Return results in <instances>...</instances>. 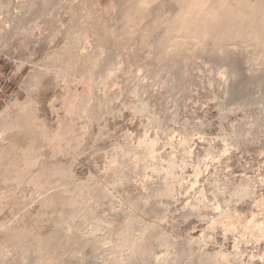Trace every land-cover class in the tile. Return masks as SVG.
<instances>
[{
	"label": "rangeland",
	"instance_id": "obj_1",
	"mask_svg": "<svg viewBox=\"0 0 264 264\" xmlns=\"http://www.w3.org/2000/svg\"><path fill=\"white\" fill-rule=\"evenodd\" d=\"M41 1L43 3L45 0ZM56 1L58 6L52 10V13L50 14L51 17L47 16V18L45 16V18H42L43 21L41 20L43 26L41 25L42 32L39 33V36L38 30L34 31L37 33H34L35 35L31 38L30 36L17 35L14 36L13 39L5 41L0 47V112L9 105L8 103H10L13 98L17 99L20 103L25 102L29 93L31 96L33 95L32 98L37 102L36 107L39 109L35 113V123L33 122L32 125L35 129L41 126L48 127L52 132L59 129L58 125H60V122L66 123L65 121H67L65 120L66 117H64L65 112H63L62 100L65 93L68 91V87L71 94L81 93L84 90V80L80 76L83 70L82 67H80L77 73L75 72L73 74V77L71 75L70 79L72 82L68 87L65 86L61 77L58 79L57 76L55 77L56 74L53 73L52 75L42 77V82L40 80L41 84L38 83V86L40 85L38 88L36 84L39 82L37 81L40 77L39 71L41 72V70L45 68L44 62L47 60L44 56H46L47 53L50 54L54 51L63 49L66 31L70 28L68 26L72 23V26H77L84 17H87L89 14H92L91 16L95 19L103 18L108 20L114 15V3L122 5L124 10H127L128 7L130 8L134 3V0H84L85 2L83 0ZM79 2H82V6ZM61 4L63 6H61ZM170 6L174 8L168 0H154L149 12L142 11L140 13V21L145 25H142L144 31L140 26V28L138 27L132 35H129L131 37H124L123 40H116L114 38H108L109 41L106 40L107 43H105V45L108 46L110 50L118 49L117 51H120L121 56L120 58L114 59L104 58L106 69L111 73V76L103 83H98L94 89L92 99L96 100L95 97H97V99L101 100L103 104V112H101V110L100 115L94 113L91 117H87L86 115L76 117L74 119V121L76 120V124L73 121L74 125H76L74 128L76 127L77 138L80 141L78 149L77 147L63 149L62 151L64 155L62 152H57V154L53 152V157L51 155L52 153H50L52 151L49 149L43 150L46 154L44 156V160L46 158L45 164L51 166L53 165L52 163H54L58 172H60L59 177L62 181L60 184H67L69 185V187L67 186L68 188H73L77 184L87 186L88 183L87 187L91 186L93 188L90 187L84 191V194L88 195L89 193L90 195L89 197L85 195V199L86 204L92 207V213L90 212L92 215L90 213H87L86 216L82 215L80 211L81 209L74 208V206L70 205V202L66 199L69 202L68 203L62 195L60 196V201L63 200V202L66 201V203L63 204L62 201L60 203L58 198V201L51 206L42 205L43 199L45 200L49 196L56 194V192L58 193L60 189L65 186H62L59 189H50V191L48 190L41 194L37 193L36 195L32 194L31 189L34 188L31 187L25 192L26 195L24 194L21 198V202H23V204L21 203L23 205L22 208L17 207L19 205L16 206L12 203L13 205H8L4 212L0 214V224L5 226L0 229V249L2 248L4 250L3 247L7 246L11 250L5 256L0 255V264H23V261L27 263L29 262L30 264H34L35 261L36 264L38 258L43 255L49 257L51 264H106V262H104L105 260H108L107 262L110 264L112 258L114 263L111 261V264H115V259L118 254L115 253L117 251L112 248L114 246L113 243L112 245L111 242L105 241V239L102 238L104 241L101 242V244L95 243V246L97 245V247L99 244L101 245L99 248H102L103 250H100L97 247V249L94 248V242L82 238L86 235L88 236L90 233L89 230L91 231L95 227L94 225H97L101 219H107L112 223L115 222L111 227L114 229L116 228V231L118 229V232H121L126 225L125 223H127L131 217L139 220L140 225L138 224L137 227L138 229L140 228V230H143L144 226L153 225L155 220L156 228L151 229L149 233L148 242L151 243L148 244L147 242L146 245L148 249H151L152 253L153 250L155 251V255L153 254L155 257H163L167 255L172 264H208L199 259L201 250H203L202 253L207 252L211 254H214L219 250L228 254L234 252L235 240H237L235 234H228L229 232L225 231L220 226L215 229L208 228V219L213 216L212 209H210L212 207L210 206L206 210L207 214L204 213L198 215L193 212L189 213L187 205L189 203H194L197 198L196 196H198V193H196L195 190L190 189L191 182L198 168L201 169L204 176H207L208 172L214 169L213 166H223L221 161H224L229 157L233 161H231L230 167L226 168L224 171L235 183L242 179L241 175L245 174V169H247V172L251 175H255L259 171L264 172V157L261 155V152L264 153V125L262 130L255 136V139L260 142V144L258 143L257 146L251 148V153L242 154L241 150H243V147L240 150L232 144L234 143V139H237L235 138V130L237 131L239 128H235L238 127L236 125H239L241 122H250V120L255 117V112L258 110L257 106L240 107L239 104L247 102L250 99L264 96V67H254V62H252V65L251 60L253 61V59L251 58V55L248 54H251L252 48L247 47V51L244 53L246 49L241 42L242 40H239L235 44L236 47H228L223 44L217 45L212 41L211 44L210 41L207 40L204 44V48L198 51H184L188 54L187 60L185 59L186 55L183 54L184 52L182 55H177L181 57L179 59H184L180 60L179 66L177 65L178 69L180 67L182 68H180L182 70L180 71V74V69L178 70L177 67L171 68L172 63H168L172 61L171 59L175 58H162L160 55V43L162 42L161 40L164 36L165 29L168 27L167 23L173 25L175 20L171 12L173 8L171 9ZM61 7L63 9H61ZM77 7L81 8L79 9ZM74 8L77 10L75 11ZM56 9L59 12H57ZM58 13L60 14L58 15ZM63 13H65V17ZM72 13H75V16H73ZM83 14L86 15L84 16ZM56 15H58L59 18H57L58 16ZM78 17L80 18V22L78 21ZM73 19L75 22L77 20V22L75 23ZM67 21L70 23L68 24ZM59 22H62L61 24L63 25L61 26ZM94 26L91 27V32ZM44 28H47V30L45 31ZM54 28H57L56 30L60 33H63L64 29L66 30L64 31V34L59 33L61 36H58L59 38L56 39V42L53 45L48 41V38L52 37L53 33L57 32ZM152 30L157 32L154 31L155 33H153ZM157 42L160 43L157 45ZM87 50H89V48H87ZM74 64L75 58H64V60L63 58H54L49 63L54 71L61 72L62 70V73H67V70H69L68 67L70 68ZM169 64L170 66H168ZM156 67L159 69L157 70ZM154 68L156 71H154ZM173 69L174 71H178L175 73L179 76L178 78L180 81L183 79V84L182 82L181 84L185 86V89L179 94L180 97L179 95H174V93L166 92L165 85L163 86L164 81L166 83L168 77L170 78L173 75ZM158 72L160 73L158 74ZM224 74L234 77V80L236 81V88L238 90L233 95L225 94ZM32 85L36 86L35 89ZM143 86H147L148 88H144ZM30 87L33 89V92L29 89ZM142 87L144 88L143 90H147L146 93L142 90ZM137 88L138 92H140L136 97L133 93L135 92L134 89ZM29 90H31V93ZM140 93L145 94L144 97L142 94V97L145 98L144 100L148 103L147 110L144 112L134 110L137 99L139 96L142 98ZM134 96L137 99L134 98ZM55 101L57 102L55 103ZM130 101H132V104ZM93 102L95 101H92V103ZM53 107L55 109L54 112L52 111ZM61 109L63 111H61ZM95 114L100 118L96 117L97 115ZM157 118L161 123L159 126L154 122ZM59 120L60 122L58 123ZM101 129L103 130V133H101ZM185 135L188 136L189 140L187 150L190 152L192 151V155L185 154L180 148L183 142L182 139ZM145 136H148V139L154 140L155 147L151 151L143 150V152L142 149L136 150V158L138 157V160H136L133 158L134 154L130 152L133 150L134 146L137 145L139 140L146 138ZM16 137L19 144L24 145L26 143L24 135H17ZM204 138L206 140H204ZM210 148H212V154L210 153L211 155H208L207 151ZM116 154H118L123 163L122 165H119L120 168H118L117 164L113 162V158ZM172 154L175 157L177 170L175 194L172 196L173 198L170 197L168 199L165 198L161 200V197H157L160 199V202L157 200L156 202L159 204L154 203V200L157 199L156 196L155 198L150 197L151 199H146V193L148 192L144 185H142L144 184V180L138 166L156 157L159 167L162 165L160 167L162 168L166 166V160V164H168V158H171ZM148 157L150 159H147ZM198 157L202 159L200 164H198ZM161 160L164 162L163 164H161ZM46 161H49V163ZM62 168L65 170L63 171L64 173L62 172ZM66 169L69 171L68 173ZM120 170H123L124 174L128 176L126 181L121 182L123 184L121 188L123 187V189L119 186L121 183H118L115 178V174L118 175ZM154 174H151V176L148 177L153 178L149 180L147 179V181H149L147 184L154 187L162 186L165 182L164 178H162V174ZM59 177H57L58 180ZM115 180L116 182H114ZM89 190H92L93 192H87ZM107 192L108 195L106 194ZM142 193L146 195H143ZM135 197L137 200L140 198L141 202L140 200H135ZM152 198L154 200H152ZM97 200H99V202ZM133 203L136 204V207L129 206L130 204L134 205ZM151 203H153V206H151ZM60 204L63 205V207ZM96 204H98V206ZM143 204L148 206L144 207L145 212L142 211L144 209ZM210 204L212 203H209V205ZM11 205L14 207V210H12L13 207ZM154 206L156 207L155 209L153 208ZM19 208L22 210L20 209L19 211ZM70 208L73 210H70ZM146 208H150V211H146L149 210ZM67 209L69 213L67 212ZM17 211L19 212L17 213ZM141 211L146 214L149 213L151 216L149 214V216L146 214L143 216L144 213ZM157 211L159 213L158 215ZM72 212L73 214H71ZM15 213L17 214L15 215ZM163 213L167 215L165 216ZM124 214L126 215L125 217ZM153 214H155V216ZM78 215L81 217L79 218ZM160 215H162L163 220L165 219L164 221L162 218H157L158 216L160 217ZM82 216L85 218L84 220L81 219ZM60 218L63 219L61 220ZM155 218L158 220L157 222ZM16 221L18 222V225H15L17 224ZM67 221L69 222L67 223ZM122 223L125 225H122ZM114 224H116V226ZM117 226H119V228ZM120 228L121 230H119ZM157 228L160 229L155 230ZM79 229L81 230V236L83 233L87 232L86 235L83 234L82 238L79 235H75L77 232L79 233ZM18 231L22 233L19 234ZM154 232L155 237L153 234ZM203 232H205V238L204 240H199ZM102 233L103 234L99 232V236H104L106 234L105 231ZM162 233L163 235L171 236V238L168 236L163 237ZM165 237L168 242H171L172 240V246H167L168 244ZM168 238L170 240H168ZM205 239L206 242H204ZM200 241H203L206 245L200 243ZM197 242H199V246L197 245ZM104 243L107 245L105 246ZM152 244L153 246L154 244L157 246L151 248ZM19 245L23 246V254L16 251L18 250L17 246ZM26 245L28 247H26ZM200 246L201 248H199ZM35 247L39 249H37L38 252H36ZM244 247L247 250L248 248H251H247L243 245L242 248ZM13 248L15 249L13 250ZM25 248L27 249L25 250ZM30 249L35 253L31 254ZM73 250H75V252ZM168 250L169 253L167 254ZM26 251L31 254V258L30 256L28 257L30 254H26ZM101 251H103V253H101ZM40 253L41 255H39ZM111 253H114L117 256L115 257L114 254L112 256ZM24 254L28 258L25 257ZM150 255L153 257L152 254ZM124 257L126 258L127 264H136L137 262V264H149L154 258L149 256L143 258L142 256L141 259H139V257L137 259L134 257L133 259V257H131L132 260L128 261V257L130 258V256L127 255L126 257L125 254ZM241 257V260H236L237 262L235 261V264L248 262L249 259L247 253H243V256ZM24 258L26 261L23 260ZM150 258L151 261H149Z\"/></svg>",
	"mask_w": 264,
	"mask_h": 264
},
{
	"label": "bare ground",
	"instance_id": "obj_2",
	"mask_svg": "<svg viewBox=\"0 0 264 264\" xmlns=\"http://www.w3.org/2000/svg\"><path fill=\"white\" fill-rule=\"evenodd\" d=\"M45 1L42 3L41 0H0V47L2 46V44L5 41H9V40L13 39L14 36H17V35H22V36H27V37L30 36V38H31L35 35L34 33H37L34 31L38 30L39 31L38 36H39V33L42 32V28H41V25H42L41 20L43 21L42 18L43 17L45 18V16L46 17L50 16V14L52 13V10L58 6L56 0H45ZM153 1L154 0H134V3L131 5L130 8L128 7L127 10H124L122 5L114 3L113 4L114 15L108 20H105L103 18L95 19L91 16L92 14L91 15L89 14V15H87V17H84V19L80 22L81 17L79 16L80 18L78 17L79 18L78 21L80 23L77 26H72L73 23L70 26H68L70 28L66 31V36L64 39L65 43H64L63 49H60L58 51H54L50 54L47 53V55L44 56L47 59L44 62L45 68L40 67V68H44L41 70V72L39 70H37V71H39L40 77L39 78L37 77L39 79L37 81H39V82L35 81V82H37V84L35 83L36 86H38V83H40V80L42 77L49 76V75H52L54 73V74H56L55 77L57 76L58 79L61 77L63 79L65 86L68 87V86H70V84L72 82L70 79L71 75L73 77L74 76L73 74L75 72L77 73V71L80 67H82V70H83V72L80 76L84 80L83 81L84 90L82 92L80 91L81 93L71 94L69 92L70 90L68 87V91L65 93L63 100L60 99L63 101V110H64L63 111L61 109V111L65 112L66 116L64 115V117H66L65 120H67V121H65L66 123H61L59 120L58 123L60 122V125H58L59 129L57 131L52 132L48 127L41 126L40 124L39 125L41 127H38L36 129L34 128V126L32 124L34 122V118H36L35 113L39 109H37V107H36L37 102H35L33 100L34 98H32L33 95L31 96V94H29V93H28V98L26 99L25 102L20 103L19 101H17V99L13 98L12 101L10 103H8L9 105L3 111L0 112V214H2L4 212V210L7 208V206L12 204V203L16 206L19 205L17 207L22 208L23 202H21L22 201L21 198L25 194V192L28 189H30L31 187L34 188V189H31L32 194L36 195L37 193L41 194L42 192H45L48 190L50 191V189H55V188L59 189L62 186H65V187L64 188L62 187V189H60V191L58 193L56 192V194H54V195L50 194L51 196L47 195L49 197L46 198L45 200L43 199L42 205L43 206H51L56 201H58V200L60 201V198H61L60 196L62 195L65 198V200L67 199L70 202V205L74 206V208L81 209L80 211H81L82 215L86 216L87 213H90V212L92 213V207L88 206L86 204L85 195H87V194H84V191L86 189H89L91 186L87 187L88 186V183H87V186L77 184L73 188H71V187L68 188L69 185H67V184L64 185L63 183L60 184L62 182L60 177H59L60 172H58L57 168L55 167L56 165H54V163H52L53 165H51V166H48L45 164L46 158L44 160V156L46 154L43 152V150L49 149L50 151H52V152H50V151L49 152L52 153L51 155L53 157L54 153H56V154H57V152L63 153V151H62L63 149L65 150L67 148L71 149V148H76V147L78 149V146L80 145V141L77 138V134H76V130H75L76 127L74 128V126H76V125H74V123L76 121V120L74 121V119L76 117H79V116L81 117L82 115L83 116L86 115L87 117L88 116L91 117V115H93L94 113H97L98 115H100L101 110H102L101 112H103V104H102L101 100L97 99V97H95L96 100L92 99V97L94 95V89L96 88L98 83H103L104 81H106V79L108 77L111 76V73H109V71L106 69V64H105L104 58L114 59V58H120V56H121L120 51L119 52L117 51L118 49L117 50H110L108 48V46L105 45V43H107L106 40L109 41L108 38H111V39L114 38L116 40H123L124 37H128L129 35H132L138 27L140 28V26H141V29L144 31V29L142 28L143 23L140 21V13L142 11L149 12L150 8H151V4ZM168 2L170 4H172V6H174V8L170 6L171 9L173 8L171 10V12H172V16L175 19L174 24L169 25L171 23L166 22L168 27L165 26L166 29L163 27L165 29L164 36L161 40L162 42L161 43L157 42V45H158V43H160V48H161L160 55L162 58H169V59L175 58V59H171L172 61H170V62H168L169 60L167 61L168 63H172L171 68L177 67V69H178L180 60H184V59H179L181 57H179L177 55H179V54L182 55V53L184 51H191V52L192 51H198V50L204 48V44L207 40H209L211 44H212V42H214L217 45L223 44V45L228 46V47H230V46L236 47L235 44L239 40H242L241 42H242L244 48L246 49L244 51V53L247 51V47L252 48L251 54L250 53H248V54L251 55V58L253 59V61L251 60V63L252 62L255 63L254 67L255 66L256 67L257 66H263L264 67V0H168ZM79 3H80V5L82 4V2H79ZM61 6H63V5L61 4ZM77 8H79V7H77ZM61 9H63V8L61 7ZM58 10H59V8H58ZM58 10H57V12H59ZM76 10L77 9H75V11ZM64 12H65V9H64ZM60 13H58V15ZM64 14L65 13H63V15ZM74 14L72 13L73 16H75ZM58 15H56V16H58ZM145 15H147V14H145ZM73 16H72V18H73ZM76 16H77V14H76ZM64 17H65V15H64ZM66 17H67V15H66ZM70 17H71V15H70ZM57 18H59V16ZM74 22H75V20H74ZM76 22H77V20H76ZM171 22H173V21H171ZM61 23L62 22H59V24H61ZM69 23L70 22H68V24ZM221 24H222V26H221ZM62 25L63 24H61V26ZM164 25H166V24H164ZM92 26H94V27H93V30L91 32L90 30L92 29L91 28ZM143 26H145V25H143ZM66 29H67V27H66ZM66 29H64V31ZM44 30L46 31L47 28H44ZM56 31H52V32H56V33H53L52 34L53 36L50 37L51 36L50 35L49 36L50 38H48V41H50V43L53 45L55 44L56 39L59 38L58 36L60 34H64V31H63V33H60L58 30H56ZM154 31H153V33L157 32V31H155V32ZM147 35H148V33H147ZM129 37H131V36H129ZM30 38H28V39H30ZM38 38H40V37H38ZM148 38H149V36H148ZM62 40H63V37H62ZM135 40H137V39H135ZM155 42H156V40H155ZM28 47H29V45H28ZM87 48H89V50H87ZM183 54L186 55L185 59L187 60V55H188L187 52L186 53L184 52ZM54 58H63V60H64V58H70V59L75 58V64L72 65L70 68L68 67L69 70H67V73L64 72L65 74L62 73L61 69H60L61 72H56V70L54 71V69L52 67H50V65H49L50 61ZM70 62H71V60H70ZM67 64H68V62H67ZM252 65H253V63H252ZM168 66H170V64ZM263 67H262V69H263ZM156 69L158 70L159 68L156 67ZM156 69L154 68V71H156ZM181 69L179 70V72L182 71ZM175 72L177 73L178 71L177 70L174 71V69H173V71H172L173 75L170 78L168 77V81L166 80L167 81L166 83L164 81L165 84L163 83V86L165 85L164 87L166 88L165 90H167L166 92L174 93V95H179L181 93V91L183 89H185V86L182 85L183 79L181 78L182 80L180 81V79L178 78L179 76H177ZM159 73L160 72H158V74ZM180 74H181V72H180ZM224 75H225V84H224L225 94H228V95L235 94L238 89L236 88V81L234 80V77H231L228 74H224ZM35 78H36V76H35ZM41 82H42V80H41ZM73 82H75V81H73ZM181 82H182V84H181ZM36 86H33L34 89ZM39 86H38V88H39ZM143 87H142V90L144 88H146L147 86L144 88ZM29 89H31V87ZM31 90L33 92V89H31ZM31 90H29L30 93H31ZM134 91L135 92L133 93V95L135 94V96L137 97L139 95L138 93L140 91L138 92V88L134 89ZM143 91L146 93L147 90H143ZM186 92H187V90H186ZM142 94L144 97L145 94L144 93H142ZM142 94H141V97H142ZM135 96H134V98H136ZM179 97H180V95H179ZM142 98H140V96H139L138 99L136 98L137 103L136 104L133 103V104H135V107H134L135 111L139 110L141 112H144L147 110V107H148L147 104L148 103H146V100H144L145 98H143V99ZM56 100H57V98H56ZM92 101H95V102L92 103ZM56 102L57 101H55V103ZM130 102L132 104V101H130ZM52 103H54V102H52ZM50 106H51V104H50ZM239 106L240 107L241 106H257L258 107L257 108L258 110L255 112L256 113L255 117H253V119L250 118L251 119L250 122H245V123L241 122L239 125H236L238 127H235V128H239V129L237 131L235 130V132H236L235 138H237V139H234V141H233L234 143H232V144L235 147H238V149H240V150L243 147V150H241L242 154H249V153H251V148L257 146L258 143L260 144V142H258L255 139V136L258 134V132H260L262 130V127L264 125V123H263V121H264V96H261V97L256 98V99H250L247 102L240 103ZM52 111L53 112L55 111L54 107L52 108ZM97 114H95V115H97ZM95 115H94V118H95ZM98 115L96 117H99ZM73 121H74V123H73ZM154 122L158 124L157 126H159V124H161L159 122L158 118L155 119ZM101 133H103L102 129H101ZM101 133H100V136H101ZM17 135H24L25 136L26 143L24 145L19 144L18 139L16 137ZM147 137L146 138L143 137L144 139L139 140V142L137 143L136 146H134V148H133V150H131V152L129 150L130 153L134 154L133 155L134 159L138 160L137 159L138 157L136 158V153H135L136 150L142 149V151L143 150L151 151L155 147L154 140L148 139ZM204 140H206V139L204 138ZM182 141L183 142L180 146L182 151L187 155H192L193 152L192 151L190 152L187 150V145L189 142L188 136L185 135V137L182 139ZM225 141H227V140H225ZM77 149H75V150H77ZM211 149L212 148H210L207 151L208 155L211 153ZM70 152H72V151H70ZM79 152H80V150H79ZM63 155H64V153H63ZM261 155H262V157H264L263 152H261ZM172 156H171V158L169 157L170 159L168 158V160H169L168 164H166V162H167V160H166V162H165L166 166H164L162 168H160V167L162 166L161 164H163L164 162H162V160H161V164H160L161 166L159 167V165L156 161V157L152 159L153 156L151 157L152 160H150V161L148 160L144 164L138 166V169H140L141 176L143 177V180H144V184H142V185H144L145 189L148 192V193H146L147 194L146 199L150 198V197L155 198V196H156V198L161 197L160 198L161 200L165 199V198L168 199L175 194L176 183H177V181H176L177 170H176L175 157L173 154H172ZM120 159L121 158H119L118 154H116L113 158V162L117 164L118 168H120L119 165L123 164ZM147 159H150V158L148 157ZM201 160L202 159L200 157H198V164L201 163ZM231 161H233V160L229 157L227 159H225L224 161H221V164H223V166H220V167H218L219 165L217 167L213 166L214 169L210 170V172H208L207 176H204L203 172H201V169L198 168L196 170L195 176L191 182V188L190 189L195 190L196 193H198L197 194L198 196H196L197 198L195 199L194 203H189L187 205L189 213L193 212V213H197L198 215L199 214L202 215L204 213L207 214L206 210L211 206L212 208H210V209H212L211 211H212L213 216L211 218L209 217V219H208V228L209 229H215V228L220 226L225 231L229 232L228 234L233 233L237 236V240H235V245H234L235 246L234 252L228 254V253H225V252H222L221 250H219L216 253L211 254V253H207V252L202 253L203 250H201V253L199 255V259L202 262H206L208 264H235L236 260H241L240 258H242L241 256H243V253L244 254L247 253L249 260L247 263H243V264H256V263L264 264V172L259 171L257 174L251 175L247 172V169H245L246 170L245 174L241 175L242 179L239 180V182L235 183V182H233V180L229 176H227V174L224 171L226 168L230 167ZM46 162L49 163V161H46ZM159 162H160V160H159ZM63 171H65L64 168H62V172ZM118 171H119V169H118ZM62 172H61V174L63 175L64 172L63 173ZM68 172L69 171L67 170V173ZM118 173H119L118 175L115 174V176H116L115 178H116L117 182L121 183V182L126 181V178L128 176H126L124 174V171L120 170V172H118ZM154 173L155 174L156 173L162 174V176H163L162 178H164V180H165V182L162 184V186H160V187L155 186L154 187V186H149V184H147V182L149 183V181H147V179L149 180V179L153 178V177H150V178H148V177ZM57 177H59V180L57 179ZM62 177H65V176H62ZM116 180L114 182H116ZM65 181H66V179H65ZM96 184H97V181H96ZM122 185H123L122 183L119 185L120 188ZM112 186H111V188H112ZM121 189H123V187ZM91 191L89 190L87 192H91ZM114 193H116V192H114ZM32 194H31V196H32ZM106 194L108 195V192ZM146 194H143V195H146ZM87 196L88 197L90 196L89 193ZM92 197H93V195H92ZM162 197H164V198H162ZM158 198L155 200L152 198V200L155 201L154 203H158V202H156L157 200L158 201L160 200ZM135 200H137L136 197H135ZM135 200H134V202H135ZM139 200L141 202L140 198H139ZM139 200H137V201H139ZM40 201H42V200H40ZM61 201L63 202V200H61ZM61 201H60V203H61ZM66 201L63 202V204L66 203ZM97 201L99 202V200H97ZM148 202H146V203H148ZM209 203H212V204L209 205ZM58 204H59V202H58ZM151 204H152L151 206H153V203H151ZM96 205L98 206V204H96ZM122 205H123V203H122ZM138 205H139V203H138ZM61 206L63 207V205H61ZM129 206L130 207H132V206L136 207V204H134V205L130 204ZM146 206L144 205L143 208ZM155 206H157V205H155ZM155 206L153 207L154 209L156 208ZM12 207H11V209H12ZM21 208H19V211ZM157 208H159V207H157ZM61 209H60V211H61ZM71 209L72 208H70V210ZM146 209H149L146 211H150V208H146ZM12 210H14V207ZM19 211H17V213ZM117 211H119V210H117ZM142 211L145 212V208ZM67 212H68V209H67ZM144 212H142V213H144ZM17 213H15V215ZM154 213H155V211H154ZM71 214H73V212ZM145 214L146 213H144V215L143 214L142 215L145 216ZM148 214H146V215H148ZM158 214L159 213L157 211V215ZM160 214H161V212H160ZM149 215L151 216V214H149ZM153 215L155 216V214H153ZM164 215L166 216L167 214H164ZM12 216H14V215H12ZM125 216L126 215L124 214V217ZM133 216H134V214H133ZM57 217H58V215H57ZM76 217H77V215H76ZM80 217L81 216H79V218ZM67 218H68V216H67ZM91 218H93V217H91ZM157 218H162V215H160V217L158 216ZM81 219L84 220L85 218H83V216H82ZM81 219H80V221H81ZM101 220L104 222H102ZM101 220H100V222L98 220L99 223L97 222L98 224L94 225L95 227L93 229L91 228L92 229L91 231L88 229L90 232L88 234V236L86 235L87 232H85L83 234L86 236H84L82 238L83 234L81 236V234H80L81 230L80 229L78 230L79 233L77 232V234H75V235H77V236L79 235V236H81L82 239L94 242L93 246H95V243L101 244V242L104 241L103 239H105V241L111 242V244L113 243L114 244L113 247H112L113 244L112 245L110 244V245L112 248H114L117 251L115 253L118 254V256H117L113 253L115 255V257L117 256L115 259V264H124V262L126 261V258L124 257L125 254H126V257H127V255H129L130 258L133 257V259H134V257H136V259L138 257H139V259H141L142 256H143V258H145V256L151 257L150 254L155 255V253H154L155 251L153 250V253H152L151 249H148V247L146 245L147 242L149 241L150 230L156 228L155 220H154V224L150 225V226L145 227L144 223H143L144 229L140 230V228L138 229V227H137L139 224V220H137L134 217H131L130 220L127 223H125L126 225L124 223H122V225L124 224L125 226H124L123 231H121V232H118V229L116 231L115 230L116 228L114 229L111 227V226H113V223H115V222L112 223L111 221H108L107 219L106 220L108 222L106 220H103V219H101ZM162 220H163V218H162ZM157 221L158 220L156 219V222ZM5 222H3V223H5ZM68 222L69 221H67V223ZM0 223H1V220H0ZM116 224H117V222H116ZM116 224H114V225L116 226ZM120 224H121V222H120ZM15 225H18V222ZM3 226H4L3 224H0V229L3 228ZM9 226H10V224H9ZM63 227H65V226H63ZM66 227L68 229L67 225H66ZM117 227L119 228V226H117ZM89 228H90V226H89ZM159 229L160 228H157L155 230H159ZM119 230H121V228ZM104 231L106 232V234L104 236H99V232L101 234H103L102 232H104ZM22 232H19V234ZM64 232H66V231H64ZM163 233H162V235H163ZM153 234L155 237V232ZM159 234H161V233H159ZM164 236H168V235L164 234L163 237ZM168 237L171 238V236H168ZM200 237L201 238H199V240L200 239L204 240L205 232H203L202 236H200ZM160 238H162V237H160ZM169 238H168V240H170ZM77 239H78V237H77ZM166 239L167 238L165 237V240ZM15 240H13V241H15ZM194 240H196V239H194ZM13 241H12V243H13ZM171 242H172V240H171ZM171 242L167 241L168 245L167 244H165V245L170 247L173 245ZM192 242H194V241H192ZM204 242H206V239ZM149 243H151V242H148V244ZM160 243H162V242H160ZM198 243L199 242H197V245L199 246ZM200 243H203V241L202 242L200 241ZM37 244H38V242H37ZM72 244H73V242H72ZM100 244L98 245V247L96 245L94 248H96V247L99 248V246L101 247ZM156 244H154V246L152 244L151 248L157 246ZM106 245L107 244H105V246ZM204 245H206V244H204ZM243 245H245L247 248L251 247L250 248L251 250L249 248L247 250V249H245V247L242 248ZM28 246H29V244H28ZM28 246L26 245V247H28ZM102 247H103V245H102ZM3 248H4V250L2 248L0 249V255L1 256H5L11 251L10 248H8L7 246L3 247ZM17 248H18V250H16V251L23 254V246L19 245V246H17ZM35 248H36V252H38L39 249L37 247H35ZM199 248H201V246ZM14 249L15 248H13V250ZM26 249L27 248H25V250ZM32 249H30L31 254L35 253V252H33ZM100 250H103V249L101 248ZM107 250H109V249H107ZM73 251L75 252V250H73ZM110 252H111V250H110ZM27 253H29V252L26 251V254ZM41 253L39 255H41ZM101 253H103V251H101ZM168 253H169V250L167 251V254ZM31 254L28 255V257L30 256V258H31ZM113 254H112V256H113ZM154 255H153L154 258L151 257V258H153L152 261H151V258L149 259V261H151L149 264H172L170 259L167 257V255L163 256V257H159V256L155 257ZM24 256H25V254H24ZM25 257H27V256H25ZM149 257H147V258H149ZM22 258H23V255H22ZM124 258H125V261H124ZM130 258L128 257V259H129L128 261L132 260V258L131 259ZM112 259H111V261H112ZM23 260L26 261L25 258ZM28 261H29V259H28ZM107 261L105 260L104 262H106V264H109V262H107ZM111 261H110V264L112 262L114 263V261H112V262ZM24 263L30 264L29 262L27 263V262L23 261V264ZM37 263L38 264H51L49 257H47L45 255L40 256L38 258V262H36V264ZM34 264H35V261H34ZM125 264H127V261Z\"/></svg>",
	"mask_w": 264,
	"mask_h": 264
}]
</instances>
